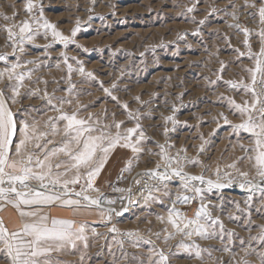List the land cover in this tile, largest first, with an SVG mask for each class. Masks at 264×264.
<instances>
[{
    "label": "rangeland",
    "instance_id": "374dc122",
    "mask_svg": "<svg viewBox=\"0 0 264 264\" xmlns=\"http://www.w3.org/2000/svg\"><path fill=\"white\" fill-rule=\"evenodd\" d=\"M40 2L44 18L64 35L70 36L72 30L79 27L73 42L65 48L59 42L52 43L50 35L48 39L41 35L33 42L26 41L23 53L17 50L14 54L4 27L30 19V15L25 11L26 0H0V54L8 57L7 61H0V69L17 62L18 58L24 69H35L31 79L25 80L22 93L29 88H46L49 95L72 101L64 105V111L79 110L81 118L91 115L93 121H99L98 128L122 121L120 131L124 132L136 126L134 117L139 116L145 135L140 145L143 151L139 154L131 149H114L96 179L99 193H87L93 198L103 193L104 198L115 200V204L109 205L102 199L99 208L92 206L73 211L58 204L44 208L52 217L87 222L88 247L85 249L78 244L77 248L60 254L59 260L63 264H154L162 251L168 257L166 264H240L242 260L261 264L258 253L264 252V247L250 237L258 235L260 226H264V193L247 187L241 189L239 185L245 178L239 171L249 172L247 179L260 187H264V182L247 160L237 161L244 156L239 145L247 147L250 140L243 131L238 135L233 133L232 125L239 124L241 117L229 104L231 99L243 103L249 97L227 83L250 82L245 69L253 67L254 60L248 58V48L243 42L248 39L253 53L261 48V40L256 35L261 27L258 15L256 19L250 15L258 12L261 0H247L248 4L255 3L256 8L244 7L246 0ZM189 8L193 11L189 12ZM14 13L17 15L13 21L2 18L4 15L13 17ZM245 27L251 31L248 37L241 31ZM241 52L245 55L240 56ZM65 58L74 69L70 80ZM30 60L35 63L28 64ZM81 66L92 76H82L78 71ZM6 83H0V88ZM29 105L30 119L34 117L42 128L49 116L58 115L39 98L23 99L13 109ZM168 116H172L175 123L166 121ZM223 117H227L229 123H225ZM106 130L116 132L114 127ZM50 138L58 145L62 135ZM159 145L165 146L169 156L180 160L183 173L203 174L206 179H219L224 184L231 178V186L203 193L204 202L212 206L209 209L212 216L223 223V233L217 228L215 238L189 240L167 222L177 195L192 193L185 192L181 178L165 168ZM202 145L203 152L199 150ZM194 160L199 163L189 162ZM129 161L131 170L125 171ZM234 161L237 168L226 167ZM172 166L177 167L175 163ZM217 167L221 170L219 178L214 174ZM152 170L167 171L171 179L151 178L148 173ZM30 185L39 189L36 181H31ZM114 188L125 191L116 192ZM76 190H80L79 185ZM149 195L152 198L146 200ZM249 196L251 201L246 202ZM199 206V198L191 203L175 204L189 218ZM101 209L106 215L114 209L110 221L101 217ZM117 212L122 214L116 215ZM159 217H164L163 222ZM0 218L9 230L18 229L24 221L11 205L0 210ZM113 227L116 232L110 231ZM229 232L233 235L229 236ZM169 233H172L171 239H168ZM193 241L199 246V257L193 249L181 246ZM0 264H10L2 252Z\"/></svg>",
    "mask_w": 264,
    "mask_h": 264
},
{
    "label": "snow or ice",
    "instance_id": "6c2138e0",
    "mask_svg": "<svg viewBox=\"0 0 264 264\" xmlns=\"http://www.w3.org/2000/svg\"><path fill=\"white\" fill-rule=\"evenodd\" d=\"M244 7L256 8V4H248L246 0ZM25 11L30 15V19L23 20L19 24L11 23L10 26L4 27L14 54L17 50L23 53L25 42H33L37 36L41 35L44 39H48L50 35L52 43L59 42L67 48L79 31V27H77L72 30L70 36L64 35L55 24L44 18L40 0H36V2L26 0ZM188 11L191 12L193 9L189 8ZM15 15L17 14L14 13L13 17L4 15L2 18L5 21H13ZM250 15L254 19L258 15V23L261 26L259 32L256 33L261 40V48L258 53L252 52L247 38L243 42L248 48V58L254 60V66L245 69L250 82L245 83L241 80L238 83L233 81L227 83L232 89L237 92L243 91L249 97L243 103H236L234 99L229 100L230 106L241 117L239 124L232 125L233 133L238 135L240 131H243L248 134L250 140V145L247 147L243 144L239 145L244 156L238 157L237 161L247 160L259 180L264 182V0H261L258 12L250 13ZM234 18L236 17L234 16ZM200 23L203 24L204 21L201 20ZM235 27L239 28L240 26L235 25ZM241 31L246 37L251 35V31L246 27ZM239 55L244 56L245 53L241 52ZM7 60L6 54H0V61ZM27 63L33 64L35 61L30 60ZM65 63L70 80L74 69L71 64L67 63V58H65ZM33 71L35 69H24V65L18 58L17 62L0 69V83L7 81L5 87L0 88V202H2L0 210L6 205H11L24 218L23 223L15 230H9L3 219L0 218V244L3 245L0 252L6 255L10 264H63L59 260L60 254L77 248L78 244H82L85 249L88 247L87 222L78 223L74 219L52 217L44 212V208H50L57 204L73 211L92 206L99 208L102 199L109 205L115 204V200L104 198L103 193L94 198L87 193L89 191L99 193L95 182L108 162L110 153L117 147L131 149L136 154L141 153L143 149L140 145L145 139V135L139 123V116L134 117L137 120L136 126L127 128L124 132L120 131L122 121L98 128L96 124L99 121H93L91 115L81 118L79 110L70 113L64 111V105L71 104L72 101L64 97L49 95L46 88L43 90L29 88L22 93L21 89L25 88V80L31 79ZM78 71L82 76H92L91 72H85L83 66L79 67ZM37 82L39 83V81ZM43 83L46 85L47 81ZM72 87L74 85L70 86L69 91ZM104 91L108 92V89H104ZM32 98L45 101L51 110L58 113L57 116H49L44 122L43 128L34 117L30 119V105L26 108L13 109V106L22 103L23 99ZM112 98L116 99V97ZM54 101L56 102L54 103ZM124 107L127 108V105ZM129 115L132 116L131 113ZM223 118L225 123H229L227 117ZM166 121L175 123L172 116L166 117ZM112 127L116 129L115 133L106 130ZM167 131L166 128L165 133ZM58 135H62V139L56 145L50 137ZM49 145L53 146L49 148ZM159 147L161 149L159 155L164 161L165 168L171 169L172 175L181 178L182 188L185 192L192 193V195H177L176 200L173 201V207L169 209L167 222L176 232L182 233L189 240H192L193 237L215 238L217 228L223 233L224 225L218 217L212 216L209 210L212 206L204 202L203 193L206 190L211 191L214 188L222 189L231 186V178L227 184H224L219 179H206L203 174L188 175L183 173L180 160L169 156L164 145H159ZM199 150L204 151L203 145ZM182 151L184 150L182 149ZM61 156L64 159H60ZM237 161L226 167L237 168ZM189 162L199 163L198 160ZM173 163L177 167H173ZM159 167L160 165H157V168ZM124 170H131V161L128 162ZM237 170L239 171V169ZM220 172V168L217 167L214 174L219 178ZM148 175L160 181L171 179L167 171L152 170ZM225 175L230 177V173L226 172ZM239 175L245 178V182L239 185L241 189L247 187L250 190L255 189L264 193V187L254 184L252 179H247L249 172L239 171ZM31 181H36L39 189L31 187ZM193 182L207 187L205 189L196 186ZM5 185L7 186L5 187ZM77 185L80 186V190H76ZM113 190L116 192L125 191L122 188ZM151 198L149 195L145 199ZM197 198L200 199V206L192 218L175 207L177 202L187 204ZM249 201H251V196L246 202ZM111 211L114 209L106 215L105 210L101 209V217L110 221ZM124 211H127V208ZM121 214L116 213V215ZM159 219L163 222L164 217H159ZM260 227L261 232L250 237V240L259 241L264 247V226ZM92 231L93 234H96L94 229ZM110 231L116 232L117 229L113 227ZM127 235L131 236L132 234L127 233ZM228 235L231 236L233 233L229 232ZM171 238L172 233H169L168 239ZM221 238L223 237L221 236ZM119 243L123 247V243ZM181 246L193 249L195 255L200 256L199 246L194 241L190 245ZM245 251L248 253L249 250ZM258 255L261 264H264V252H260ZM158 256L159 259L154 264H166L168 257L162 251L158 253ZM240 264H249V262L242 260Z\"/></svg>",
    "mask_w": 264,
    "mask_h": 264
}]
</instances>
